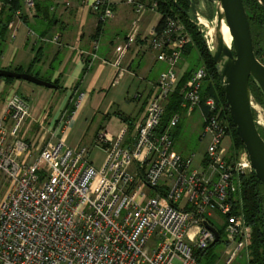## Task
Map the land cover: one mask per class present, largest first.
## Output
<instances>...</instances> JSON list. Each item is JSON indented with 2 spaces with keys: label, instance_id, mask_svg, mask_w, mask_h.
Listing matches in <instances>:
<instances>
[{
  "label": "built area",
  "instance_id": "1",
  "mask_svg": "<svg viewBox=\"0 0 264 264\" xmlns=\"http://www.w3.org/2000/svg\"><path fill=\"white\" fill-rule=\"evenodd\" d=\"M25 1L33 10V0ZM120 1L97 0L92 7L106 23ZM126 2L135 8L134 27L146 12L160 13L156 0ZM2 7L0 0V15ZM149 36L166 67L133 131L125 126L115 137L97 134L94 144L106 154L100 167L90 159V146L71 147L64 140L84 93L71 99L72 111L65 109L46 128L49 135L36 156L22 135L31 115L28 101L15 92L0 107V178L7 183L0 199V264H203L199 252L217 243L216 264H232L248 251L251 228L240 213L241 176L253 171L248 153L227 155L226 111L214 97L201 96L205 66L193 71L182 90L187 112L206 108L204 162L196 167L194 154L176 149L172 131L181 114L164 129L162 121L193 39L177 17H169L161 30L152 27ZM127 47L117 49L114 84L125 73ZM205 221L219 232L218 242Z\"/></svg>",
  "mask_w": 264,
  "mask_h": 264
},
{
  "label": "crops",
  "instance_id": "2",
  "mask_svg": "<svg viewBox=\"0 0 264 264\" xmlns=\"http://www.w3.org/2000/svg\"><path fill=\"white\" fill-rule=\"evenodd\" d=\"M95 1L33 0L32 10L23 0L22 7L17 10L22 15L17 16L15 13L0 37V68H21L22 72L54 85L47 87L26 80L14 84L0 78L1 106L13 93L21 94L20 89L24 94H33L35 97L34 104L28 102L31 115L22 132L33 147L42 146L49 135L46 128L54 126L57 117L70 105L72 98L84 93V100L64 140L71 147L89 141L91 153L95 148L104 151L101 146L94 144L97 134L107 131L115 137L125 126L133 131L136 123L143 119L153 86L166 67L157 60V53L150 45L149 32L161 19L159 12H146L134 27L133 21L137 19L135 8L122 0L114 4V18L102 23L92 7ZM38 4L45 7L39 13ZM107 29L110 37L106 36ZM127 44L121 62L126 72L114 84L118 73L115 65L119 55L117 49ZM190 68V62L183 57L178 67L175 89L180 88L182 81L185 86L190 77ZM2 94L7 95L2 99ZM205 113L204 105L191 113L184 109L180 113L183 121L181 133L187 125L192 131H200V137L204 136ZM91 128L92 134L89 133ZM74 131L79 133L77 139L71 142ZM177 150L184 155L196 156L185 143H181V149ZM205 153L200 165L204 162Z\"/></svg>",
  "mask_w": 264,
  "mask_h": 264
},
{
  "label": "trees",
  "instance_id": "3",
  "mask_svg": "<svg viewBox=\"0 0 264 264\" xmlns=\"http://www.w3.org/2000/svg\"><path fill=\"white\" fill-rule=\"evenodd\" d=\"M156 1L158 2L159 11L161 14V19L157 24L158 30H161L163 28L169 17H177L181 19L186 25L193 39V42L191 44H188L183 54V57H185L191 65L188 76H190L197 68L205 66L207 70V76L202 84V99L203 101H205L208 97H214L217 100L218 104L224 108L231 128L230 134L234 146V151H236L237 153L241 150H244V145L242 144L236 133L227 108L225 95L221 87L216 65L213 61L212 55L208 49L202 33L200 32L196 23L192 20V15H186L182 10H180L176 5L175 0ZM176 1L177 4L189 10L187 0ZM1 2L3 3V8L0 15V37H2V35L4 34L9 19L12 18L16 11L22 7L23 0H1ZM243 3L250 20L255 55L261 62L264 63V8L258 0H243ZM44 9L45 7H42L38 4L37 13L43 11ZM15 71L22 72L23 70L21 68H16ZM0 78H4L9 82L14 80V78L8 77L0 76ZM182 82L180 88L175 89L174 92L170 95L169 101L166 104L165 114L162 121V129L168 126L170 119L175 113H183L184 111V109L182 108V88L184 84ZM250 85L252 95L258 102L264 104V96L257 83L253 79H251ZM66 109L72 111L74 109L73 104L70 102V105ZM182 127L183 121L181 120L177 127L172 131L175 144L176 141H178V139L180 138ZM258 128L259 132L264 138V134L260 130L262 128H260L259 126ZM241 180L240 198L242 206L240 213L243 215L247 224L251 228V238L248 246V258H245L243 261L239 259L240 262L238 264H264V185L257 178L254 172H252L248 176L242 175ZM218 249L219 244H213L207 250L199 252L198 259L203 264H216L218 261H220V253Z\"/></svg>",
  "mask_w": 264,
  "mask_h": 264
},
{
  "label": "water",
  "instance_id": "4",
  "mask_svg": "<svg viewBox=\"0 0 264 264\" xmlns=\"http://www.w3.org/2000/svg\"><path fill=\"white\" fill-rule=\"evenodd\" d=\"M187 1L189 10L177 4L176 0L175 3L186 15H192L204 37L216 65L233 126L248 153L253 172L264 185V138L254 117L250 85L253 79L264 96V63L255 55L250 20L243 0H214L213 21L200 13L194 0ZM258 1L264 8V0ZM224 25L231 35L230 43L225 39ZM0 76L54 86L27 72L0 68ZM204 225L213 230L215 242H218L219 232L207 221Z\"/></svg>",
  "mask_w": 264,
  "mask_h": 264
},
{
  "label": "rangeland",
  "instance_id": "5",
  "mask_svg": "<svg viewBox=\"0 0 264 264\" xmlns=\"http://www.w3.org/2000/svg\"><path fill=\"white\" fill-rule=\"evenodd\" d=\"M149 1V0H144ZM195 3L200 11V13L207 19L213 21L214 19V0H195ZM106 36L110 37V33H109V29L106 30ZM125 69V68H123ZM126 72V70H125ZM11 82H13L14 84H16L17 82H22V80H18V79H14ZM24 83L26 81H23ZM19 93H21L20 95H23L26 97L27 101L29 103H33L35 101V97L33 94H24V92L22 91V89L19 90ZM7 94H2L1 98L3 99V97H6ZM32 95V96H31ZM253 102H254V106L255 105H259V108L262 111V114L264 115V104H261L260 102H258L256 100V98L253 96L252 98ZM0 106H1V99H0ZM253 111L256 117V121L258 120V116H259V112L255 109V107H253ZM95 127V123L93 125V128ZM38 128V126H37ZM261 128V127H260ZM262 131V133L264 134V127H262V129H260ZM93 129L91 128V130H89V133L92 134ZM79 132L74 131L72 133V136L70 138V141L73 142L75 139H77V135ZM182 141V142H181ZM185 141V142H184ZM89 141H85L84 145L90 146L88 145ZM181 143H185V146L188 148L189 151H192L196 154V156L194 157L193 160V165L194 166H199L200 165V161L201 158L203 156V154L205 153V151L207 150L208 147V143H209V137L208 136H201L200 137V131H192L188 128V126H185V130L183 131V133H181L180 138L178 141H176V149H180L181 148ZM229 143V144H228ZM225 144H228L227 147V155L230 158H237L242 154V151H239L236 153V151H234V146H233V142L231 139V136L227 137L225 140ZM44 145V143H43ZM75 147V146H74ZM39 149H41L40 147L38 148L37 146L33 148L32 150V155L36 156L39 153ZM106 157V154L104 153V151H100L98 148H95L92 150V153H90V159L94 161V163L99 167L102 165V162H104ZM253 172V171H252ZM252 172H248L243 174L244 176H248L249 174H251ZM7 189V183L6 180H4L3 178H0V199L3 196V194L5 193ZM219 247H221V243L219 244ZM248 251H245L243 253V255L236 259L232 264H238L240 262V260H244L245 258L247 259L248 257ZM240 259V260H239ZM246 264V263H243Z\"/></svg>",
  "mask_w": 264,
  "mask_h": 264
},
{
  "label": "bare ground",
  "instance_id": "6",
  "mask_svg": "<svg viewBox=\"0 0 264 264\" xmlns=\"http://www.w3.org/2000/svg\"><path fill=\"white\" fill-rule=\"evenodd\" d=\"M224 33H225V39H226V41L228 43H230L231 42V35H230L229 30L226 27V25H224ZM254 107L259 112V116H258V120H257V125L262 128V127H264V115L262 114V111L259 108V106L255 105Z\"/></svg>",
  "mask_w": 264,
  "mask_h": 264
}]
</instances>
